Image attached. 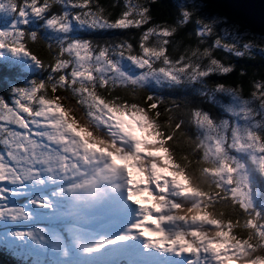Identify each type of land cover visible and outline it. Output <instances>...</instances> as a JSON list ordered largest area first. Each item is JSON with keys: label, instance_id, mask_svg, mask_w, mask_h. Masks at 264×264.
I'll list each match as a JSON object with an SVG mask.
<instances>
[{"label": "snow or ice", "instance_id": "6c2138e0", "mask_svg": "<svg viewBox=\"0 0 264 264\" xmlns=\"http://www.w3.org/2000/svg\"><path fill=\"white\" fill-rule=\"evenodd\" d=\"M157 4L0 0V249L16 264H264V76L245 96L224 63L264 59V36L196 0L160 22Z\"/></svg>", "mask_w": 264, "mask_h": 264}, {"label": "trees", "instance_id": "16d2710c", "mask_svg": "<svg viewBox=\"0 0 264 264\" xmlns=\"http://www.w3.org/2000/svg\"><path fill=\"white\" fill-rule=\"evenodd\" d=\"M99 2L104 5H110L116 1L99 0ZM197 2L200 5H202L200 14H208V15L214 14V15L227 17L230 22L239 23L242 26V29H247L250 33L256 36H264L263 34L251 30L250 27L238 21L237 19L223 14L215 6L208 4L203 0H197ZM154 9L155 11L153 12V15L157 17L160 22L167 20L169 23H171V20L176 15V11H177L176 8L174 7L173 1L171 0H158V4L154 5ZM118 10L119 9H114L113 11L115 12ZM175 39L179 44H186L189 42L188 36L184 31H178L175 36ZM224 63L226 64L231 63L235 65V69L233 73L230 74V79L228 81H225V83H229V82L241 83L243 88V95L245 96H247L250 91L249 85L251 80L254 78L259 79L262 76H264V59H262L258 54L255 55L254 59H249L248 57L239 58V59L234 57H229L224 60ZM241 72H244L246 75L241 76L240 75ZM2 88H3V84L0 83V89ZM0 94H4V93L0 91ZM186 94L187 93L173 92V93H166L167 96L165 97L166 99L180 100ZM206 107L208 106L206 105ZM0 264H16V260L6 249H0Z\"/></svg>", "mask_w": 264, "mask_h": 264}, {"label": "water", "instance_id": "95a60500", "mask_svg": "<svg viewBox=\"0 0 264 264\" xmlns=\"http://www.w3.org/2000/svg\"><path fill=\"white\" fill-rule=\"evenodd\" d=\"M223 14L264 34V0H205Z\"/></svg>", "mask_w": 264, "mask_h": 264}, {"label": "rangeland", "instance_id": "374dc122", "mask_svg": "<svg viewBox=\"0 0 264 264\" xmlns=\"http://www.w3.org/2000/svg\"><path fill=\"white\" fill-rule=\"evenodd\" d=\"M116 1V0H115ZM171 1H173V3H174V5L178 2V0H171ZM203 1H205V0H203ZM196 2H197V0H196ZM198 3V2H197ZM209 4V3H208ZM211 5V4H210ZM214 6V5H213ZM226 15V14H225ZM228 16V15H227ZM231 17V16H230ZM246 25V24H245ZM252 30V29H251ZM254 31V30H253ZM255 32H257V31H255ZM257 33H260V34H263V33H261V32H257ZM264 35V34H263ZM167 93V92H166ZM166 93H164V95L165 96H167L166 95ZM186 95H190V93H187ZM166 98V97H165ZM222 99H225L226 100V98H222ZM137 134L138 135H142V133H140L139 131L137 132ZM136 178H139L138 176H137V174H136ZM41 224H43V223H41ZM33 226H35V227H42L41 225H33ZM147 226H150V224H148V225H146V227ZM150 233L148 232V231H146L145 232V235H149Z\"/></svg>", "mask_w": 264, "mask_h": 264}]
</instances>
